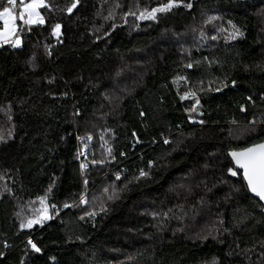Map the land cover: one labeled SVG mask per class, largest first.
<instances>
[{
	"label": "trees",
	"instance_id": "trees-1",
	"mask_svg": "<svg viewBox=\"0 0 264 264\" xmlns=\"http://www.w3.org/2000/svg\"><path fill=\"white\" fill-rule=\"evenodd\" d=\"M188 2L141 20L167 0H79L71 14L72 0H46L43 25L18 20L21 44L0 43V264H264V206L227 171L230 151L264 141V0ZM190 34L208 39L179 44ZM144 60L109 108L119 71ZM94 117L107 142L92 165L77 156ZM100 184L116 194L95 205ZM40 197L51 219L21 228ZM206 218L214 231L193 232Z\"/></svg>",
	"mask_w": 264,
	"mask_h": 264
},
{
	"label": "snow or ice",
	"instance_id": "snow-or-ice-1",
	"mask_svg": "<svg viewBox=\"0 0 264 264\" xmlns=\"http://www.w3.org/2000/svg\"><path fill=\"white\" fill-rule=\"evenodd\" d=\"M19 4V15H17V9L16 5ZM182 3V0H167V3H162L157 7H153L150 10L145 8L143 9L139 15L137 16V19H150V20H156L157 19V13H166L171 11L174 7L180 6ZM7 4L11 5V7L4 6L0 8V43L3 44H11L12 47H18L21 44L20 36L18 35L20 29L17 26V21L19 20L21 24L32 26V25H43L45 23V19L43 15H41L40 9L42 8H49L50 5L46 3V0H7ZM79 0H72V3L64 9L68 13H72L74 9L78 7ZM184 7L191 8L192 3L189 2L184 4ZM131 15H136L135 12L129 13ZM111 15V14H110ZM214 19L213 17H209V20ZM231 23V21H229ZM61 24L57 23L53 25L52 27V35L59 37L61 34ZM235 27V26H233ZM107 34V33H106ZM239 32L233 33L229 38L234 39L236 35H238ZM215 39V37H213ZM192 65H188V67H191ZM183 79V78H181ZM233 83H235L233 81ZM226 86V85H225ZM219 91L220 89H216ZM186 96H192L195 97V92H188L185 93L184 96H181L180 98L183 100ZM249 99H251L249 97ZM200 103L199 99H196V103L193 104L191 111L196 110V106ZM243 111V108L241 109ZM143 115V113H142ZM11 135V133H9ZM135 136V133H133ZM3 137L0 136V140H2ZM88 139H91V136L88 137ZM165 144H168L169 141L167 139L164 140ZM111 150L109 149V152ZM123 155V153H122ZM228 155L231 157V163L235 165V167H229L227 171L232 176H237L241 174L243 176V180L245 182V186L247 190L251 193H253L255 196L259 197L261 201H264V141L260 143H254L251 144L248 147L241 148L239 150H232L228 153ZM79 158V155L77 156ZM93 164L96 163V161H92ZM103 163V161H101ZM152 161H149V166L152 165ZM87 165L84 163H81L80 168L83 171L84 168H86ZM117 179L120 178V174H116ZM148 173L145 172L143 169L140 170L139 176L135 177V179H140L147 177ZM86 183V181H85ZM105 192L108 191L106 188L104 190ZM113 193H115V190L113 189ZM114 195L108 196V199H113ZM40 205L41 207L36 210L37 214L29 218L26 222L21 223V228H31L34 224H42L45 220L51 219V216L48 214V208L49 205L45 203L46 197H40ZM86 199L84 197V194L82 193L80 196V203L84 204L86 203ZM51 208L55 209L56 205H51ZM64 207H69L68 204H64ZM101 211H104L103 206L101 207ZM86 216L94 217L95 212L85 213ZM84 217H81L83 219ZM28 244L31 245L32 249L36 252H39L40 249L32 242L31 239L28 240ZM0 255H3V253H0Z\"/></svg>",
	"mask_w": 264,
	"mask_h": 264
},
{
	"label": "rangeland",
	"instance_id": "rangeland-1",
	"mask_svg": "<svg viewBox=\"0 0 264 264\" xmlns=\"http://www.w3.org/2000/svg\"><path fill=\"white\" fill-rule=\"evenodd\" d=\"M11 7V6H8ZM19 4L18 7L16 6V8L19 9ZM19 12V11H18ZM190 33V32H188ZM191 36L189 37H185V38H181L180 43H186L188 46L194 45L195 47H190L192 48H196L198 47L204 40H207L208 37H206L205 35H197V34H190ZM209 41V40H208ZM206 41V42H208ZM186 48V47H184ZM190 50V49H189ZM148 61L144 60L143 62H135V64H126L124 68V70H120L119 73L120 75H122L120 81H115L117 82L114 86L113 89L111 88L110 90L107 91L106 93V97L108 99V106L110 107H116L118 100H120L121 96H125L127 94H130L131 92H133L136 88V86L139 85L142 77L144 76V74L147 72L148 70ZM124 72L126 74H124ZM128 75V76H127ZM96 118V120H92L91 123H88L85 126V130L86 133H84V135H88L91 136V139L89 140L88 137L86 136L84 143L85 146V152H86V157L88 158L90 164L93 165L91 158L93 159V157L95 156V152L100 150V152H103L106 149V131L101 130L103 127L97 128V126L95 125L98 121L102 122V117H94ZM90 127V128H89ZM94 129L95 131L91 130ZM248 130H244V129H240L238 130V132L236 131V134L234 135V138H240L244 135H246L245 133H247ZM180 187H182V184L180 185ZM184 187V186H183ZM108 189V191L111 193L110 195H115L116 194V189L115 187H112V185H104V184H100L96 187V189L94 190L95 192L93 193L92 197H93V203L95 205H99L102 202H105L107 199L106 197L103 196V193H105V189ZM113 189L115 190V193H113ZM180 190V189H179ZM90 199V198H89ZM91 200V199H90ZM85 205L87 204L84 203ZM208 208V205L205 206L203 205L199 211L198 214H196L195 219H199L200 217H203L206 214V210ZM49 213V211H48ZM183 218H189L186 216H182V218H179L178 221L182 222ZM207 221H205V219H202V222H207L205 224L202 225V227L199 230V226L201 225H197L196 223L193 224L191 227L193 228V232L196 231V233H198V235H202L203 233L206 234H210L212 231H214L215 226H217L219 218H206ZM199 230V231H198ZM184 233V232H183Z\"/></svg>",
	"mask_w": 264,
	"mask_h": 264
},
{
	"label": "water",
	"instance_id": "water-1",
	"mask_svg": "<svg viewBox=\"0 0 264 264\" xmlns=\"http://www.w3.org/2000/svg\"><path fill=\"white\" fill-rule=\"evenodd\" d=\"M262 142V141H261ZM258 143H260V142H258ZM229 158L231 159V157L229 156ZM233 166L235 167V165L233 164ZM241 176H242V172H241ZM242 178H243V176H242ZM244 181V180H243ZM245 183V182H244ZM254 198H256L263 206H264V201H261L260 199H259V197H257V196H255L253 193H251V192H249Z\"/></svg>",
	"mask_w": 264,
	"mask_h": 264
},
{
	"label": "built area",
	"instance_id": "built-area-1",
	"mask_svg": "<svg viewBox=\"0 0 264 264\" xmlns=\"http://www.w3.org/2000/svg\"><path fill=\"white\" fill-rule=\"evenodd\" d=\"M16 6H18V3H17V5ZM79 141H80V138H79ZM85 154V151L83 150V149H81L80 151H79V156L81 157H83V155ZM84 164H86V163H84ZM87 165V164H86ZM88 168V165H87V167L86 168H84L85 170ZM84 197L86 198L87 196H86V194L84 193Z\"/></svg>",
	"mask_w": 264,
	"mask_h": 264
}]
</instances>
